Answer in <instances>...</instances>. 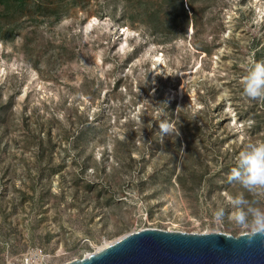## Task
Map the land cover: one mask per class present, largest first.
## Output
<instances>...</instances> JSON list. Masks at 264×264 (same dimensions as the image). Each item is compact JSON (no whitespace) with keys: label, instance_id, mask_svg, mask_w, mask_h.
<instances>
[{"label":"rangeland","instance_id":"rangeland-1","mask_svg":"<svg viewBox=\"0 0 264 264\" xmlns=\"http://www.w3.org/2000/svg\"><path fill=\"white\" fill-rule=\"evenodd\" d=\"M249 60L264 0H0V264L31 247L62 264L146 227L240 234L213 214L264 141ZM161 121L179 135L161 141Z\"/></svg>","mask_w":264,"mask_h":264},{"label":"water","instance_id":"water-1","mask_svg":"<svg viewBox=\"0 0 264 264\" xmlns=\"http://www.w3.org/2000/svg\"><path fill=\"white\" fill-rule=\"evenodd\" d=\"M62 264H264V240L249 245L240 234L146 227Z\"/></svg>","mask_w":264,"mask_h":264},{"label":"clouds","instance_id":"clouds-1","mask_svg":"<svg viewBox=\"0 0 264 264\" xmlns=\"http://www.w3.org/2000/svg\"><path fill=\"white\" fill-rule=\"evenodd\" d=\"M3 74L4 70L0 69V77ZM241 84L243 95L248 100L264 102V62L249 60ZM159 130L161 141L165 137L179 135L176 125L167 121L159 123ZM227 179L229 183L238 185L240 191L215 210V223L222 225L227 220L249 245L257 238L264 240V207L260 206L259 200L264 196V141L243 146Z\"/></svg>","mask_w":264,"mask_h":264},{"label":"built area","instance_id":"built-area-1","mask_svg":"<svg viewBox=\"0 0 264 264\" xmlns=\"http://www.w3.org/2000/svg\"><path fill=\"white\" fill-rule=\"evenodd\" d=\"M45 255L44 251L40 247H31L25 253V262L23 264H41V259Z\"/></svg>","mask_w":264,"mask_h":264},{"label":"bare ground","instance_id":"bare-ground-1","mask_svg":"<svg viewBox=\"0 0 264 264\" xmlns=\"http://www.w3.org/2000/svg\"><path fill=\"white\" fill-rule=\"evenodd\" d=\"M107 243H108V242H105L103 245H101V246L97 247L96 249H98V248H100V247H102V246L106 245Z\"/></svg>","mask_w":264,"mask_h":264}]
</instances>
